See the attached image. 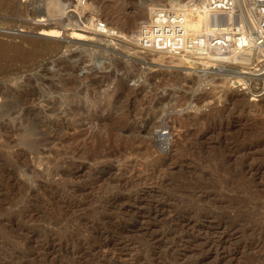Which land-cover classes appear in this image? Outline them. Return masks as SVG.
I'll list each match as a JSON object with an SVG mask.
<instances>
[{
    "label": "rangeland",
    "instance_id": "rangeland-1",
    "mask_svg": "<svg viewBox=\"0 0 264 264\" xmlns=\"http://www.w3.org/2000/svg\"><path fill=\"white\" fill-rule=\"evenodd\" d=\"M5 1L0 40L31 50L0 54V264H264L259 56L242 64L224 52L139 45L156 10L201 0ZM29 38L39 41L33 49ZM236 69L250 72L239 80ZM72 77L81 97L74 105L88 106L75 118L62 84ZM8 89L25 94L22 107L36 105L35 134L25 132L32 114L2 112ZM128 107L153 114L151 132L141 116L106 143ZM91 115L107 118L101 135L84 121ZM212 115L220 121L205 125ZM99 139L115 165L103 178L89 159ZM72 161L88 167L73 177ZM244 163L257 173L242 174ZM113 195L120 199L106 204Z\"/></svg>",
    "mask_w": 264,
    "mask_h": 264
},
{
    "label": "built area",
    "instance_id": "built-area-1",
    "mask_svg": "<svg viewBox=\"0 0 264 264\" xmlns=\"http://www.w3.org/2000/svg\"><path fill=\"white\" fill-rule=\"evenodd\" d=\"M193 12L230 18L212 25L210 31L193 30ZM99 27L106 25L99 22ZM137 40L142 48L151 51H222L233 55L246 52L250 58L256 53L258 65L253 71L264 80V0H201L189 2L187 8H161L150 23L141 27Z\"/></svg>",
    "mask_w": 264,
    "mask_h": 264
},
{
    "label": "bare ground",
    "instance_id": "bare-ground-1",
    "mask_svg": "<svg viewBox=\"0 0 264 264\" xmlns=\"http://www.w3.org/2000/svg\"><path fill=\"white\" fill-rule=\"evenodd\" d=\"M0 4L3 6L6 3L5 0H0ZM12 4V3H11ZM5 7V6H3ZM218 15H201L200 13L198 12H193L191 13V18H190V26L191 28L193 29V27H195L196 25H199V30H202V29H205L206 31H210L211 28H212V25H216L217 23H215V18L217 17ZM226 18V17H225ZM230 18V17H229ZM227 19V18H226ZM225 19V20H226ZM234 19H236L234 17ZM99 21V20H98ZM151 22V21H150ZM149 22V23H150ZM104 29V28H103ZM140 32V31H139ZM138 37H139V33H138ZM30 39V40H29ZM28 41L30 42L31 44V47L32 49L35 48L38 44L37 40L36 39H32V38H29ZM138 39V38H137ZM47 41V40H46ZM50 43V42H49ZM9 48H13L19 55H22L24 56L25 54H27L30 50L26 49L23 44H19V43H6V42H3L0 40V54H3L5 53ZM185 51H188L190 53H195L196 51L194 50H185ZM213 53L217 52V54L219 53H222V51H212ZM225 53V52H224ZM243 54V57H244V54H246V52L244 53H241L239 55L236 56V59H240V61H242L241 63L243 64L244 61H252V64H253V57L252 58H243L241 59V55ZM256 56V55H255ZM247 57V56H246ZM256 58V57H255ZM256 60V59H255ZM255 62V61H254ZM62 63V62H61ZM68 64V63H67ZM246 64V63H245ZM250 65V63H249ZM256 65V64H255ZM254 65V66H255ZM68 66V65H67ZM71 66V65H69ZM119 69V68H118ZM65 70V69H64ZM66 71V70H65ZM69 71V70H68ZM71 71V70H70ZM76 72V71H75ZM74 72V73H75ZM236 74L234 75V77H238L239 80H243V78L246 76V74L248 73L249 74V70H240V69H236L235 70ZM66 73V72H65ZM258 74V73H257ZM70 75V74H69ZM256 75V74H255ZM72 76V75H71ZM87 76V75H86ZM248 76V75H247ZM91 77V76H90ZM95 77V76H94ZM258 77V76H257ZM255 77V78H257ZM92 78V77H91ZM259 78V77H258ZM257 78V79H258ZM80 79V78H79ZM88 79H89V75H88ZM87 79V80H88ZM98 79V78H97ZM100 79V78H99ZM256 79V80H257ZM85 80V78H84ZM95 80V79H94ZM83 81V80H82ZM107 81V80H106ZM93 82V81H91ZM95 82V81H94ZM98 82V81H97ZM51 83V82H50ZM104 83V82H103ZM32 84V83H31ZM46 84V83H45ZM49 84V83H48ZM47 84V85H48ZM64 85H67L66 88L67 90H69L71 96H70V100L68 102V105L71 107V109H73V112H72V117L75 118L78 114H81L82 112H84L88 106H81V107H76L74 104L75 102L80 99L81 97L79 96V90H77V84L78 83V80L77 78H73L71 80H69L67 82V84L65 83H62ZM86 84V83H84ZM91 84V83H89ZM94 84V83H93ZM96 84V83H95ZM94 84V85H95ZM107 84V83H106ZM80 85V84H79ZM30 86V85H29ZM92 86V85H91ZM52 87V86H51ZM79 87V86H78ZM100 87V86H99ZM44 88V87H43ZM98 88V87H97ZM10 89V88H9ZM6 92V101L4 103H2L4 106V110L2 112L4 113H8V112H11L12 109L14 108H18L20 107V115L22 114V116H20V118L23 120L24 118H26L27 116H29L30 114H32V116L34 118H31L30 119V122L25 126V132H31L33 134H35V122L37 121L36 119V111H38L36 105H32L30 107H27V108H24L22 107L23 104V101H25V97L24 96L25 94L20 92V93H17L15 96L14 93H11V90H9ZM29 89V87H28ZM79 89V88H78ZM88 89V88H87ZM94 89V88H93ZM99 89V88H98ZM6 90V89H5ZM36 90V89H35ZM96 90V88H95ZM14 92V91H13ZM127 92V90H126ZM130 92V91H129ZM127 92V93H129ZM24 94V95H23ZM32 94V93H31ZM29 95V94H28ZM125 95V94H124ZM130 95V94H129ZM32 96V95H31ZM30 96V97H31ZM33 96H35L33 94ZM128 96V95H127ZM28 98V97H27ZM33 98V97H32ZM36 98V97H34ZM129 99V98H128ZM29 102L31 101L30 99H28ZM27 100V101H28ZM26 101V102H27ZM36 100L33 99V101L31 102H35ZM30 102V103H31ZM57 105V102H54L52 104V106H56ZM104 104H99L97 108H100L102 107ZM2 107V106H1ZM133 108V107H132ZM137 108V107H136ZM134 109V108H133ZM133 109L129 108L126 110V112H124L123 114L120 115V117L117 119L118 122L116 124V126L114 127V131H110L109 135H108V140L109 142H106V143H110L111 139L112 138H116V136H119V137H126V134L133 131L134 130V125L136 124V122H138L139 119H141V116L143 117V125H144V129H142L143 133H150L151 132V129H152V126L154 125L153 123V114H149V112L145 113V114H142V111H139V113L134 114L133 113ZM3 114V113H2ZM134 114V115H133ZM155 114V113H154ZM134 116V117H133ZM133 117L134 121L133 122L134 124H131L129 126H127L126 124V120ZM205 125L207 124L208 126H212V125H216L219 118H218V115H212V116H207L205 117ZM106 119L107 118H102V117H98V116H95V115H91L90 117L88 118H85V120L89 121V123L91 124H94V123H98L99 126L101 127L99 131L95 132V136H98V135H101V133L103 132L104 128H105V124H106ZM151 119V120H150ZM220 121V120H219ZM230 126V125H229ZM24 131V130H23ZM167 136V133L166 132H160L159 135H158V139H164L166 138ZM162 141V140H160ZM105 142L103 143L101 139H99V144H98V147L90 154V157L89 159L91 161H96V165L94 167H92L91 171L97 175V177H105L107 175H110L111 172H113V170L115 169V165L110 162V153L112 152V149L106 144ZM37 145H38V141L37 140H31L29 141V147L31 148L32 151H36L37 149ZM88 167L87 164L85 163H79L77 164L75 161H72L70 162V169H69V173L74 177L76 174H78L79 172L81 171H84L86 168ZM246 163H244L240 169V172L243 174L247 172H249V174L252 173V175H255L257 172H255L253 169V167H251L249 170H246ZM69 174V175H70ZM124 181H127L128 180V177H124L123 178ZM133 179L130 178V180H128V184H130V182H132ZM73 186V192H77V191H80V190H83V187L78 185L77 186V183H73L72 184ZM120 199V196L119 195H113L111 196L108 200H106V204L107 203H115V200H119ZM218 245V244H217Z\"/></svg>",
    "mask_w": 264,
    "mask_h": 264
}]
</instances>
